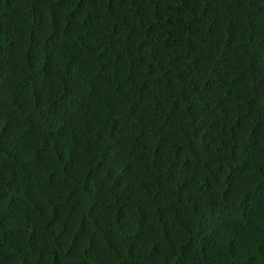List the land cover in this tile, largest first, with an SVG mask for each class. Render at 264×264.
<instances>
[{"label": "trees", "instance_id": "1", "mask_svg": "<svg viewBox=\"0 0 264 264\" xmlns=\"http://www.w3.org/2000/svg\"><path fill=\"white\" fill-rule=\"evenodd\" d=\"M0 264H264V0H0Z\"/></svg>", "mask_w": 264, "mask_h": 264}]
</instances>
